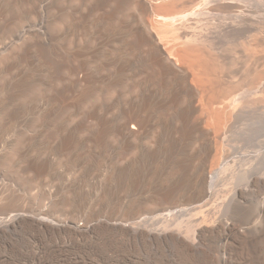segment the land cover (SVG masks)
I'll use <instances>...</instances> for the list:
<instances>
[{"label":"bare ground","instance_id":"1","mask_svg":"<svg viewBox=\"0 0 264 264\" xmlns=\"http://www.w3.org/2000/svg\"><path fill=\"white\" fill-rule=\"evenodd\" d=\"M236 144L264 159V0H0V264H264Z\"/></svg>","mask_w":264,"mask_h":264},{"label":"rangeland","instance_id":"2","mask_svg":"<svg viewBox=\"0 0 264 264\" xmlns=\"http://www.w3.org/2000/svg\"><path fill=\"white\" fill-rule=\"evenodd\" d=\"M236 147L238 148V150L234 151L233 153V162L230 164V168H223L222 170H224L223 172H227L229 175L233 176L232 178L234 179V181H232V178L230 179L232 182H234L235 184L238 183L240 184L241 182H243L246 172L250 169V168H264V159H261L259 162H257L256 164H253V153L256 150H251V149H247L246 147H244L241 144H236ZM250 159V160H249ZM250 162H249V161ZM235 162V163H234ZM253 164V165H252ZM233 168V169H232ZM228 169V170H227ZM246 169V170H245ZM162 172L165 174V176H170L172 172H174L173 168H162ZM222 173V175L224 174ZM229 179L225 182H222V188L224 189H231L232 187L235 186L234 183H232ZM234 186H232V184ZM224 183V184H223ZM225 185V186H223ZM229 185V186H228ZM183 207L181 206L180 209L178 210H174L172 211L170 214V218L174 221V222H181L184 217H185V209L188 207V205H185V203L182 204ZM184 212V213H183ZM173 213L176 215H173Z\"/></svg>","mask_w":264,"mask_h":264}]
</instances>
